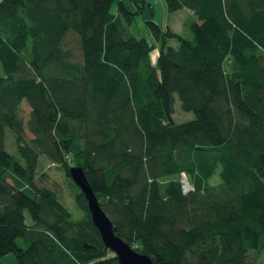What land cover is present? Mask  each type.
Listing matches in <instances>:
<instances>
[{
  "label": "trees",
  "instance_id": "16d2710c",
  "mask_svg": "<svg viewBox=\"0 0 264 264\" xmlns=\"http://www.w3.org/2000/svg\"><path fill=\"white\" fill-rule=\"evenodd\" d=\"M163 1L189 11L187 36L148 0H0V258L119 264L79 166L152 264H264V0ZM138 16L150 38L133 34ZM177 101L190 119H174ZM42 161L80 216L38 183Z\"/></svg>",
  "mask_w": 264,
  "mask_h": 264
},
{
  "label": "rangeland",
  "instance_id": "374dc122",
  "mask_svg": "<svg viewBox=\"0 0 264 264\" xmlns=\"http://www.w3.org/2000/svg\"><path fill=\"white\" fill-rule=\"evenodd\" d=\"M127 1V0H126ZM153 6L154 9V20L158 22L160 25L169 26L172 30L179 32L182 35L187 36L186 28H184V22L187 19L189 15V11L186 9H182L180 11L174 12V13H168L165 7V3L163 0H148ZM128 9H135L132 3L127 2L125 4ZM112 11H115V7ZM146 13H148L146 11ZM136 25L137 29H134L133 34L138 37H147L150 38L149 32L144 28L143 24V18L141 16H138L136 19ZM0 74H2V69L0 67ZM26 108L23 106L22 108V114L23 116H26ZM192 117L191 113H184L181 108L179 107L178 101L175 106L174 111V119L178 122H182L184 120L190 119ZM8 136L12 137V134L6 130V140H7V148L11 153L14 152V143L11 137L8 138ZM38 183L41 184V180H43V183L51 188H53L59 195V198L61 201H63L64 205L70 210L75 216H80L81 212L76 207L75 203V195L76 190L72 187H69L68 182L65 181L63 173L57 169L56 167L49 165L46 162H43L40 164L38 170ZM46 174V177L43 178V176ZM212 183L217 182L218 178L215 175L210 180ZM182 183V181H180ZM210 182V183H211ZM26 221H30V217L28 213H25ZM14 262V256L13 254H8L6 256H3L0 258V264H11Z\"/></svg>",
  "mask_w": 264,
  "mask_h": 264
},
{
  "label": "water",
  "instance_id": "95a60500",
  "mask_svg": "<svg viewBox=\"0 0 264 264\" xmlns=\"http://www.w3.org/2000/svg\"><path fill=\"white\" fill-rule=\"evenodd\" d=\"M73 182L83 193L92 223L98 229L104 246L116 254L119 264H152L151 259L132 249L126 242L115 235L112 223L101 209L83 169L79 166L69 168Z\"/></svg>",
  "mask_w": 264,
  "mask_h": 264
},
{
  "label": "built area",
  "instance_id": "2783aa9c",
  "mask_svg": "<svg viewBox=\"0 0 264 264\" xmlns=\"http://www.w3.org/2000/svg\"><path fill=\"white\" fill-rule=\"evenodd\" d=\"M181 181H182V183H181L182 192H183V193L188 192L190 188H189V186H188V184H187L185 178L183 177V178L181 179Z\"/></svg>",
  "mask_w": 264,
  "mask_h": 264
},
{
  "label": "bare ground",
  "instance_id": "6f19581e",
  "mask_svg": "<svg viewBox=\"0 0 264 264\" xmlns=\"http://www.w3.org/2000/svg\"><path fill=\"white\" fill-rule=\"evenodd\" d=\"M186 179V178H185Z\"/></svg>",
  "mask_w": 264,
  "mask_h": 264
}]
</instances>
